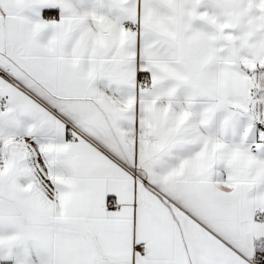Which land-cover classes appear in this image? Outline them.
<instances>
[{"label":"snow or ice","instance_id":"obj_1","mask_svg":"<svg viewBox=\"0 0 264 264\" xmlns=\"http://www.w3.org/2000/svg\"><path fill=\"white\" fill-rule=\"evenodd\" d=\"M0 264H264V0H0Z\"/></svg>","mask_w":264,"mask_h":264}]
</instances>
